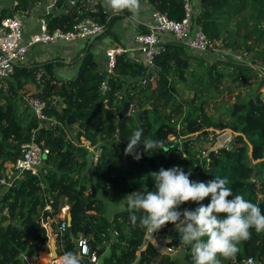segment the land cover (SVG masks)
Wrapping results in <instances>:
<instances>
[{
    "label": "trees",
    "instance_id": "16d2710c",
    "mask_svg": "<svg viewBox=\"0 0 264 264\" xmlns=\"http://www.w3.org/2000/svg\"><path fill=\"white\" fill-rule=\"evenodd\" d=\"M48 2L0 0V21L16 14L29 17ZM141 5L149 6L150 14L160 11L173 21L184 16L183 0H141ZM53 9L42 16L50 32L71 31L85 19L103 25L104 31L88 40L70 63L78 67L71 79L58 78V68L65 62L52 59L18 66L3 80L0 176L33 138L43 142L49 154L38 175L26 172L10 188H0V264H26L25 257L44 252L50 239L42 221L48 218L56 221L51 229L57 235L59 256L76 252L74 240L85 238L98 264H194L191 248L180 236L167 244L174 250L183 246L182 257H173L146 239L148 232L138 221L135 225L130 221L127 195L155 191L151 173L160 168L179 165L196 182L226 177L233 195H244L264 214V0H200L193 23L211 40L212 52L192 56L171 40L155 58L153 69L122 54L111 73L101 67L94 46L114 37L115 25L132 14H113L105 0H58ZM141 32L146 29L139 27L137 33ZM244 56L248 60H239ZM180 90L192 91L193 96L185 98ZM28 95L45 102L46 120L28 107ZM126 102L141 111L138 120L122 114ZM138 127L164 147L145 152L140 145L141 158L135 160L125 155V149ZM217 130L232 133L230 152H210ZM94 150L100 151L96 163ZM109 200L125 207L112 219L106 217ZM209 202L210 198L202 201ZM48 204L51 212L45 211ZM66 206L72 221L61 235L58 216ZM197 207L188 202L181 210ZM173 228L167 224L154 238L161 243ZM251 232V238L239 245L235 264H246L250 258L264 264V232Z\"/></svg>",
    "mask_w": 264,
    "mask_h": 264
},
{
    "label": "clouds",
    "instance_id": "9594fccd",
    "mask_svg": "<svg viewBox=\"0 0 264 264\" xmlns=\"http://www.w3.org/2000/svg\"><path fill=\"white\" fill-rule=\"evenodd\" d=\"M105 7L116 15L128 11L133 17L142 10L141 0H105ZM140 145L145 152L164 147L162 141L145 137L143 128L138 127L129 139L125 155L139 160ZM151 175L155 191L145 189L127 195L130 221L133 225L138 221L150 234L173 224L181 242L190 246L194 264H222L225 260L235 264L239 245L251 238V230L264 232V214L259 206L242 194L233 195L226 177H215L206 183L192 181L190 173L179 165L160 168ZM205 198H210L207 205L202 203ZM188 202L199 207L181 210ZM86 255L82 249L65 252L60 264H84Z\"/></svg>",
    "mask_w": 264,
    "mask_h": 264
},
{
    "label": "built area",
    "instance_id": "2783aa9c",
    "mask_svg": "<svg viewBox=\"0 0 264 264\" xmlns=\"http://www.w3.org/2000/svg\"><path fill=\"white\" fill-rule=\"evenodd\" d=\"M57 1L52 0L51 7H54ZM183 2L184 16L182 20L173 21L162 12L153 11L144 22L146 32L135 34L129 42L124 43L122 46L108 48L105 51L108 73H111L115 67L117 56L122 54H128L148 69H153L155 58L160 55L164 50V46L171 40H176L185 46L192 56L201 57L212 52L213 44L211 40L204 34L201 26L193 23L195 0H183ZM15 5H17L16 2ZM27 19L28 17L25 14H16L0 21V88L3 80L13 75L18 66L29 63L30 51L35 46L75 45L79 42H87L104 31L103 25L92 19H85L71 31L56 30L50 32L45 19L41 18L39 20V30L26 38L25 24ZM215 51L222 55L232 54L230 50L215 49ZM233 57L235 58V55ZM103 89H107L106 83L103 84ZM25 102L38 119L46 120V115L44 114L45 102L30 95L25 97ZM87 147L92 149L89 143H87ZM48 154L49 149L45 144L37 142L34 138L31 142L23 145L16 160L6 164L3 174L0 176V188H10L26 172L38 175ZM99 154V150H94V163L97 162ZM68 210L67 206L62 208L58 216L61 220L59 227L61 235L64 234L68 227ZM45 211H52L49 204L45 207ZM53 222H56L55 219L50 218L42 221V225L46 228L48 234L52 232L51 224ZM167 244L168 242L163 248H158L157 244L155 245L163 253L172 255L175 250ZM47 247H49V243ZM78 247L87 254L85 259L90 264H98L97 254L91 250L87 239H79ZM62 256L57 254L55 259H52L50 263L48 261L46 264H60ZM25 263L41 264L36 257H25ZM246 264H255V261L250 258Z\"/></svg>",
    "mask_w": 264,
    "mask_h": 264
},
{
    "label": "crops",
    "instance_id": "0c3cea01",
    "mask_svg": "<svg viewBox=\"0 0 264 264\" xmlns=\"http://www.w3.org/2000/svg\"><path fill=\"white\" fill-rule=\"evenodd\" d=\"M200 0H195L199 5ZM52 0H49L47 4L36 7L38 12L35 14V10L28 17L25 24V37H29L31 34L39 30V20L43 15L54 12L55 10L51 7ZM150 7L147 5H142V10L140 14L136 17H131L126 20L119 21L113 28L114 37H106L96 42L94 46V53L97 55L98 61L101 64V67L107 66V58L105 51L108 48L122 46L124 43L129 42L137 31L139 27L145 28L144 22L150 14ZM35 15V18H32V15ZM31 18L33 23H31ZM86 42H79L75 45H63V46H35L30 51L29 62L33 61H47L52 59H60L65 62V65L58 68L57 76L59 79H71L73 78L78 71V67L75 64H70L74 58L81 53L84 49ZM68 207V206H67ZM69 208V207H68ZM69 213V212H68ZM68 215V214H67ZM53 233V232H52ZM56 235V234H55ZM50 250L49 247L46 248L44 252H40L36 259L41 264H46L50 259Z\"/></svg>",
    "mask_w": 264,
    "mask_h": 264
},
{
    "label": "water",
    "instance_id": "95a60500",
    "mask_svg": "<svg viewBox=\"0 0 264 264\" xmlns=\"http://www.w3.org/2000/svg\"><path fill=\"white\" fill-rule=\"evenodd\" d=\"M101 36V34L95 36L94 38H92V41H94L97 37ZM141 111H135L132 109V106L129 102H126L125 105H124V109L122 111V114L125 116V117H131V116H134L137 118V120L139 119V115H140ZM231 132L230 131H227L225 132L224 134H222L221 136H217L216 138V144L214 145V147H212L210 149V152L211 151H215V150H218V149H222L224 150L225 153H228L230 152L228 149L225 148V144L227 141L230 140L231 138ZM207 156V154L205 155V157ZM47 157H45L46 159ZM67 221H68V225L70 226L71 225V221H72V218H71V214L70 212L68 213L67 215ZM49 250H50V259H49V262L50 263L52 261V259H55L56 258V241H57V235L53 234L52 232L49 233ZM146 239L148 241H152L154 239V235L153 234H150L148 233L147 236H146ZM74 243L76 245V250L79 249L78 247V240H74ZM86 260V259H85ZM87 264H90L88 262V260H86Z\"/></svg>",
    "mask_w": 264,
    "mask_h": 264
},
{
    "label": "rangeland",
    "instance_id": "374dc122",
    "mask_svg": "<svg viewBox=\"0 0 264 264\" xmlns=\"http://www.w3.org/2000/svg\"><path fill=\"white\" fill-rule=\"evenodd\" d=\"M47 4V3H46ZM36 9V8H35ZM38 12V10L36 9L35 10V14ZM32 18L34 19L35 18V15L33 14L32 15ZM32 18H31V23H33V21H32ZM104 39V38H103ZM239 60H248V57L247 56H244L243 58L241 57ZM247 89H248V87H245L244 89H241V93H242V95H245L246 94V92H247ZM261 92L264 94V87L261 89ZM180 93L185 97V98H191L192 96H193V92L192 91H189V90H180ZM234 100H232V102H233ZM225 132H227V131H221V130H217L216 131V135L219 137V136H221L222 134H224ZM197 134V133H196ZM232 134V133H231ZM232 136V135H231ZM231 139V138H230ZM85 142V141H84ZM229 142H230V140L229 141H227L226 142V144H225V148L226 149H229L230 148V146H229ZM125 209V207L123 206V204L121 203V202H119V201H110L109 200V202H108V208H107V212H106V217L108 218V219H112V217H113V214L115 213V212H117V211H121V210H124ZM173 230H175V232H177L176 231V229L175 228H173L172 230H169V232H168V235H167V239H164L161 243H159L160 241L159 240H157L156 238H154L153 240H152V242L154 243V244H157V247L158 248H163L164 247V245L166 244V242H170L171 240H174L175 238L174 237H177V239L179 238V233L177 232V235L175 236H173ZM154 235V234H153ZM157 248V249H158ZM183 246H181L179 249H177V250H175V252L173 253V257H182V255H183Z\"/></svg>",
    "mask_w": 264,
    "mask_h": 264
}]
</instances>
